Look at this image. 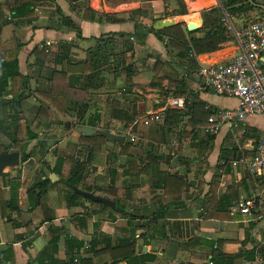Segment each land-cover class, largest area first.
I'll use <instances>...</instances> for the list:
<instances>
[{
    "label": "crops",
    "instance_id": "1",
    "mask_svg": "<svg viewBox=\"0 0 264 264\" xmlns=\"http://www.w3.org/2000/svg\"><path fill=\"white\" fill-rule=\"evenodd\" d=\"M166 1L0 0V23H6L0 32V62L8 59L9 50L18 48L20 72L30 78L22 100L25 119L22 124L26 125L34 116V122H47L45 116L28 112L29 108L37 107H47V117L51 121L50 129H44L51 134H44L41 127L34 129L39 138L26 141L28 152L37 146L52 145L47 154L41 153L44 157L40 158L36 149L29 161L22 163L21 160L18 168L5 171L8 177H0V191L8 199L9 180L17 177L13 176L16 173L23 172L19 190L22 212L13 215L21 226L8 223L0 209V264H50L44 259L57 227L63 228L59 252L55 255L61 261L67 260L65 233L87 244L78 252L85 257L88 242L94 234L115 239L121 229L130 228L127 217L112 222L107 212L89 202H84L82 207L59 206L56 189L49 195L52 212L46 214L53 215L52 223L41 225L44 216L40 208L29 212L27 189L41 170L42 162L53 168L59 158L69 156L80 162H91L87 166V187H99L109 194L110 186L118 198L130 195L127 210L138 219L133 222H139L141 215L148 216L149 224L137 232V237L146 232L148 238L146 241L137 240L132 264H264V248L261 247L264 237V174L256 176L248 166L233 165L242 158L251 159L256 155L264 136V116L249 117L236 125H224L216 135L206 134L204 129L208 118L218 111L238 108V101L204 92L199 77L203 67L226 63L239 54L236 33L262 17L264 0H198L190 7L186 4L191 10L190 15L177 16L174 12L177 24L167 28L170 29L168 34L177 31L175 34L190 46L187 22L196 20L195 23L202 25L193 33L196 38H203L206 34L202 31L205 11L222 8L223 18L228 17L233 28L232 32L226 31L229 41L221 50L190 56L194 60L180 58L177 51L169 47L166 35L163 36L165 41H161L149 33L143 43L135 36L136 23L150 28L157 20L170 19L166 6L172 0ZM26 2L35 7L33 23L28 26H24L21 20L7 23L11 11ZM223 3L227 8H223ZM138 10L139 14H132ZM67 18L79 28V34L66 23ZM222 27L226 29L223 23ZM61 46L70 47L68 57H63ZM88 58L105 81L98 83L99 89L83 90L78 81L72 87L70 82L75 68L68 70V61L74 64ZM157 60L163 64L154 71ZM260 62L264 71V54ZM124 63L131 65L128 76L117 68ZM181 92L184 95H180ZM50 97L86 103L88 109L83 122L92 121L97 126L93 129L123 136L125 142L131 141L130 134L135 135L138 141H131L133 151L126 155L122 146L108 139L101 152L91 157L87 147L78 143L79 132L73 127L77 124V116L59 112L51 104ZM171 97L186 98L187 107L179 112L181 122L172 129L165 126L169 119L165 113L175 110L168 109L163 114V121L144 125L141 120L161 112ZM113 111L118 112V119L113 117ZM124 113L134 117L131 124L122 120ZM56 128L65 129L61 139L55 136ZM148 151L160 157L159 166L163 173L178 176L183 185L174 190L170 185L161 187L153 176H142L139 182L130 183V176L126 175L129 170L127 157L141 159ZM30 169L34 171L29 175ZM113 172L116 174L114 180L111 177ZM130 172L135 174L138 171ZM251 197L257 200L256 208L251 215H243L239 203ZM85 214L92 217L86 225L75 221L76 217ZM141 247L146 251H139ZM100 262L111 264V255H105Z\"/></svg>",
    "mask_w": 264,
    "mask_h": 264
},
{
    "label": "trees",
    "instance_id": "2",
    "mask_svg": "<svg viewBox=\"0 0 264 264\" xmlns=\"http://www.w3.org/2000/svg\"><path fill=\"white\" fill-rule=\"evenodd\" d=\"M169 0L166 1V3ZM168 7V6H167ZM223 8H227V4L223 3ZM140 10L132 12V14H139ZM36 11L32 3L26 2L21 6L15 7L11 13L10 18L7 17L6 22L11 23L10 21H20L24 26L31 25L35 18ZM175 15L182 16L188 15V8L185 3H181V8L178 11H175ZM222 8L217 7L209 11L203 12L204 25L202 31L206 34L203 38H196L195 33H188L190 37L191 46L189 43H186L184 39L179 35L175 34L177 31L168 34L167 30L155 31L153 27L147 28L143 27L141 24H135V36L137 40L141 43L144 42V37L147 34H154L161 41H165L163 36H168V45L173 50L177 51L178 56L182 59L194 60L190 56H199L202 54L213 53L219 51L223 48V45L229 41L226 29L222 27ZM66 23L70 24L72 30H75L79 34V28L73 24V22L67 18ZM6 25L5 22L0 23V32L2 27ZM61 52L64 56L68 57L70 55L69 46H61ZM18 48L9 50V57L6 61L0 62V133L3 136L7 137L11 145L3 147L0 150V154L9 152L11 150H20L22 154V163L29 161L31 158L30 153L28 152V144L26 141L32 142L39 138V134L34 131V129H39L43 127L44 129L51 127V121L47 117L48 108L46 107H37L36 109H28L30 114L42 115L46 117V123L42 124L41 122H34L36 117L33 119H28L26 125H22L23 118L22 113V100L24 99V92L28 89L30 78L24 76L20 72L19 62H18ZM65 57V58H66ZM63 61L61 57L60 62ZM163 62L157 60L154 71L162 66ZM68 70H74V74L71 76V86L75 87V81L80 82L81 89L90 90L98 88V83L104 82L105 79L100 78V72L95 69V65L90 58L86 61L76 62L72 64L68 61ZM120 69V72H125V75L131 72V65H126L125 63L117 67ZM180 95H184V92H181ZM50 102L64 115L77 116V127L89 126L96 128V124L92 121L84 123V115L88 106L84 102H72L67 101L65 97H50ZM177 110H168L165 114L169 115V119L165 121V126L169 129L177 126L181 122V116ZM125 118L122 119L131 124L134 121V117H129L127 113ZM208 114V112H207ZM117 111H113V117H120ZM172 117H171V116ZM167 123V125H166ZM76 129V128H75ZM78 143L87 147L90 152V156L93 157L95 154L101 152L105 147L108 139L100 134H95L92 136H86L79 133ZM117 145L122 146L123 153L126 155L130 154L134 149V144L130 141L125 142L124 144L115 142ZM160 157L155 153L149 152L144 158H137L134 156H128V166L129 170L126 172L127 176H130V183L139 182V178L142 176H153L157 183L162 187L167 188L170 185V189L178 188L183 185L182 180L176 176L171 175L167 172H162L159 166ZM91 162H80L73 156L66 157L64 159L59 158L56 165L53 168L47 166V163L42 162L41 170L37 173L36 178L27 189L26 203L29 206V212L34 211L36 208H40L43 212L44 218L41 221V225L46 223H52L54 221L53 215L46 216L47 212L51 211L50 208V198L49 195L51 191L56 189L57 199L59 206H65L67 208L82 207L85 206L84 202L88 201L93 206H98L102 212H107L109 214V219L114 222L118 218L127 217L130 219V228L121 229V233L114 238L102 234H94L92 239L88 242L89 248L86 249V256L83 257L78 254L81 249H83L87 244L79 240L76 237L70 235V233H65V246L67 249V260L61 261L56 258L55 255L59 252V246L62 239L63 228H56V231L53 234V237L50 241V245L47 249V255L44 260H47L50 264H103L100 261L105 255H111L112 263L119 264L121 262H127L132 264V261L135 258L137 240L143 239L147 240V233L143 232L137 237L138 230L145 229L149 224L148 216L141 215L139 222H133L138 220L135 218L133 212L127 210V199L130 198V195H124L125 198H118L116 196V191L113 187H108L109 194H105L104 190L99 187L89 188L87 187V179L89 177V166ZM138 171L133 174L130 171ZM51 174H56L59 176L60 180L58 182H52L49 177ZM8 173L2 175L3 178L8 177ZM135 177H134V176ZM113 180L116 178V174L111 173ZM9 197L5 199L3 191H0V209L2 217L6 219L8 223H12L14 227H20V224H17V218H14L13 215H19L22 212L20 205V195L19 190L22 187L21 181V172L18 173L17 177L13 180H9ZM81 188L87 192H93L95 195L102 196L104 198L110 199L116 203V208H106L102 204L94 203L88 198L83 196H78L74 193L71 187ZM103 195H100V194ZM128 197V198H127ZM157 214V212H156ZM160 216H157L159 218ZM92 217L90 215L81 216V218L76 217L75 221H81L82 225H86ZM143 221V222H142ZM136 223V224H135ZM77 224V223H76ZM146 243V242H145ZM144 243V244H145ZM146 245V244H145ZM73 251V252H72ZM223 258H228L223 256ZM144 262L143 264H146Z\"/></svg>",
    "mask_w": 264,
    "mask_h": 264
},
{
    "label": "built area",
    "instance_id": "3",
    "mask_svg": "<svg viewBox=\"0 0 264 264\" xmlns=\"http://www.w3.org/2000/svg\"><path fill=\"white\" fill-rule=\"evenodd\" d=\"M198 0H180L181 3L191 4ZM262 17L251 23L245 30L236 33L240 52L231 61L203 67L199 77L203 82L202 90L219 96L235 98L238 108L226 109L212 114L208 118L205 133L218 134L224 125H236L249 117L264 116V71L261 67V57L264 54V5ZM222 23L226 31L232 32L233 28L224 17ZM187 107L186 98L171 97L166 100L161 112L145 116L141 121L148 126L152 122L163 121V114L168 109L184 111ZM209 108V107H207ZM131 141L137 142L138 138L130 134ZM234 166H248L256 176L264 174V136L257 147L256 155L251 158H242L233 163ZM255 197L248 198L239 203L243 215H251L256 208ZM264 248V237L261 241ZM261 261L262 259L259 258Z\"/></svg>",
    "mask_w": 264,
    "mask_h": 264
},
{
    "label": "water",
    "instance_id": "4",
    "mask_svg": "<svg viewBox=\"0 0 264 264\" xmlns=\"http://www.w3.org/2000/svg\"><path fill=\"white\" fill-rule=\"evenodd\" d=\"M156 1H164V0H141V2H143V3H150V2H156ZM168 6L171 7L170 10H168L170 19L157 20L153 25V29L155 31H162V30H165L167 28L173 27L174 25L177 24L176 23L177 19H176V17H174L173 14L175 11L180 10L181 2H180V0H172L168 3ZM201 27H202V25H199L195 22H192V21L187 22V29L191 33L199 30ZM157 57L159 58L160 56L158 55ZM73 127L76 128V130L79 133L86 135V136H92V135H95L98 133V134L106 137L107 139L113 140L115 142H118V143H124L125 142V137L118 136V135L112 134L110 132L97 131V130H95L93 128H89V127H77L76 124H73ZM20 164H21V152H20V150H11L9 152L0 154V177H2V175L5 173L6 170L18 168L20 166ZM49 179L52 182H58L60 180L59 176H57V175H51L49 177ZM71 188L74 191V193L78 196H83L85 198H88L91 201H93L94 203L102 204L106 208H112V209L116 208V203L111 201L110 199L95 195L92 192L84 191L81 188H77V187H73V186ZM142 249H144V251H146L145 247L139 248V251H141Z\"/></svg>",
    "mask_w": 264,
    "mask_h": 264
},
{
    "label": "rangeland",
    "instance_id": "5",
    "mask_svg": "<svg viewBox=\"0 0 264 264\" xmlns=\"http://www.w3.org/2000/svg\"><path fill=\"white\" fill-rule=\"evenodd\" d=\"M166 7H167V6H166ZM189 7H190V4H189ZM167 8H168V10H170L171 7L168 6ZM190 11H191V10H190ZM190 11L188 10V15H190ZM179 22H180V21H179ZM102 47H103V46H102ZM110 48H111V47H110ZM139 63H140V61H138V64H139ZM150 75H151V74H150ZM31 96H32V95H30V97H31ZM31 103H33L32 100H31ZM22 115H23V114H22ZM22 125H23V124H22ZM24 125H25V124H24ZM49 129H50V127H49V128H46V130H49ZM43 130H44V128L41 127V130H40V131H43ZM46 130L43 131L44 134H47V133L51 134V133H50L51 131L49 132V131H46ZM64 135H65V129H64V128H62V129L56 128V130H55V136H57L58 138L61 139ZM67 135L70 136V134H67ZM79 135H80V134H79ZM10 145H11L10 140H9L8 138L6 139V138L3 136V134L0 133V150H2L3 147L5 148V147L10 146ZM39 145H41V143H40ZM41 147H42V148H41ZM51 147H52V145H48V144H46L44 147H43V146H39V147L37 146L36 149H37L38 152H39V157H40V158H41V156L44 157V155L48 153V151H49V149H50ZM36 149H34L31 153L29 152V153H30V156H34V155H35V152H36L35 150H36ZM41 153L44 154V155H42ZM43 157H42V158H43ZM34 159H36V162L38 161L37 163H39L40 160L37 159L36 156L34 157ZM21 160H22V154H21ZM33 163H35V162H33ZM35 165H36V164H35ZM34 167H35V166H34ZM6 171H7V170H6ZM33 171H34L33 169H30V170H29V175H30V172L33 173ZM39 171H40V170H38V172H39ZM38 172H37V173H38ZM37 173H36V174H37ZM17 174H18V173H16V174L13 175V176H17ZM22 176H23V172H21V178L23 179ZM27 177H28V176H27ZM15 178H16V177H15ZM27 180H28V179H27ZM32 180H34V178H33ZM145 181H148L147 178L145 179ZM25 182H27V181H25ZM32 182H33V181H32ZM32 182H31V183H32ZM26 184H27V183H26ZM28 184H30V183H28ZM30 185H31V184H30ZM85 202L88 203V201H85Z\"/></svg>",
    "mask_w": 264,
    "mask_h": 264
},
{
    "label": "bare ground",
    "instance_id": "6",
    "mask_svg": "<svg viewBox=\"0 0 264 264\" xmlns=\"http://www.w3.org/2000/svg\"><path fill=\"white\" fill-rule=\"evenodd\" d=\"M193 21H195V22H196V20H193Z\"/></svg>",
    "mask_w": 264,
    "mask_h": 264
}]
</instances>
